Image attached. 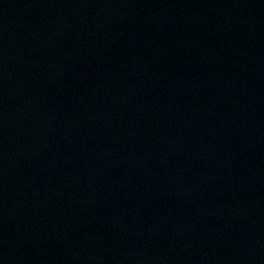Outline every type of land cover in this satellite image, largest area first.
<instances>
[{
  "label": "water",
  "instance_id": "1",
  "mask_svg": "<svg viewBox=\"0 0 264 264\" xmlns=\"http://www.w3.org/2000/svg\"><path fill=\"white\" fill-rule=\"evenodd\" d=\"M0 264H264V0H0Z\"/></svg>",
  "mask_w": 264,
  "mask_h": 264
}]
</instances>
